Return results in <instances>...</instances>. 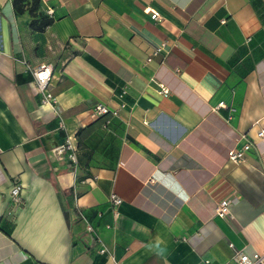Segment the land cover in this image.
<instances>
[{
	"label": "crops",
	"instance_id": "1",
	"mask_svg": "<svg viewBox=\"0 0 264 264\" xmlns=\"http://www.w3.org/2000/svg\"><path fill=\"white\" fill-rule=\"evenodd\" d=\"M35 18L50 24L32 31L0 0V264L264 253V0H38ZM42 65L53 110L32 81Z\"/></svg>",
	"mask_w": 264,
	"mask_h": 264
},
{
	"label": "built area",
	"instance_id": "2",
	"mask_svg": "<svg viewBox=\"0 0 264 264\" xmlns=\"http://www.w3.org/2000/svg\"><path fill=\"white\" fill-rule=\"evenodd\" d=\"M48 14L50 11L47 12ZM153 18L157 19V14L155 12H152ZM165 47L164 43H161L157 48H155L152 51V55H156L160 53ZM150 59L148 58L146 61L148 62ZM49 75H50V67L48 65H42L31 72L32 76V81L33 85L36 89V92L39 94V103L41 105H47L53 110V105H54V97L47 91V83L49 80ZM159 93L165 96L168 91L161 87L159 89ZM223 107L221 103L218 104L217 108ZM92 113L95 116H102V115H109L110 117H115L116 112L115 111H109L103 106L100 105H95L92 108ZM257 138H264V128H261L258 130L255 134ZM250 143L245 142L239 149H229L226 151V160L231 163H239L244 160V153L249 150L250 148ZM56 150L59 153L65 152L66 153V158L67 161L69 162L70 165L74 166L75 164V157H74V148L70 144L68 138H66L63 143L56 148ZM18 193V187L14 186L9 194L12 198H15ZM108 202L109 205L111 206V210L113 215L115 214L113 212V209L119 205L120 200L114 195H109L108 196ZM77 218L83 222L85 231L88 233L90 236V239L92 242L96 243L98 246V253L100 254H107L105 251V248L100 244L98 238L96 237L94 230L92 227L89 225V223L86 221L84 216L75 210ZM214 215L217 218L224 219L228 216V203L225 200H221L217 203V205L214 208ZM228 248H232L231 244H228ZM231 264H264V253L262 254H257V253H252V254H245L242 252H235L231 258ZM207 261H202L201 264H207Z\"/></svg>",
	"mask_w": 264,
	"mask_h": 264
},
{
	"label": "trees",
	"instance_id": "3",
	"mask_svg": "<svg viewBox=\"0 0 264 264\" xmlns=\"http://www.w3.org/2000/svg\"><path fill=\"white\" fill-rule=\"evenodd\" d=\"M11 8L16 15H21L24 11L27 12L30 17L28 28L32 31L41 32L50 24V20L48 19L37 20L35 18V12L38 8V0H11Z\"/></svg>",
	"mask_w": 264,
	"mask_h": 264
}]
</instances>
